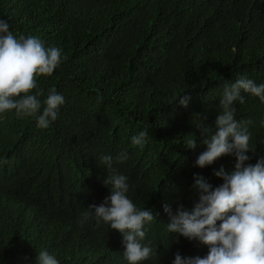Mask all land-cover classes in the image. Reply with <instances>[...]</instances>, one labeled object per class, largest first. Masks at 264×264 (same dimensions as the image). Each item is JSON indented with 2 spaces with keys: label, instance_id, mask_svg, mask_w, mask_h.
Here are the masks:
<instances>
[{
  "label": "trees",
  "instance_id": "trees-1",
  "mask_svg": "<svg viewBox=\"0 0 264 264\" xmlns=\"http://www.w3.org/2000/svg\"><path fill=\"white\" fill-rule=\"evenodd\" d=\"M0 19L61 51L37 84L42 102L52 87L65 101L46 129L15 110L0 113V264H35L40 250L59 264H129L119 231L94 210L81 223L110 195L104 155L127 177L137 209L155 216L141 241L152 253L140 264L206 256L207 245L168 231L164 205L191 209L194 177L215 188L223 181L214 170L234 171V154L195 166L207 148L196 115L212 126L225 84L264 83V0H0ZM241 94L234 118L250 133L246 163L255 164L264 156V102ZM180 95L190 96L186 107L175 103ZM145 129L144 146L133 145Z\"/></svg>",
  "mask_w": 264,
  "mask_h": 264
},
{
  "label": "clouds",
  "instance_id": "clouds-1",
  "mask_svg": "<svg viewBox=\"0 0 264 264\" xmlns=\"http://www.w3.org/2000/svg\"><path fill=\"white\" fill-rule=\"evenodd\" d=\"M9 28V23L0 19V113L15 110L18 117H35L37 127L46 129L57 119L59 107L65 101L52 87L42 102L40 97L45 92L38 88L37 76H50L54 72L61 62V51L56 47L46 49L39 38L16 36ZM242 92L264 102V83L257 85L252 79L240 77L225 84L219 102L221 111L214 125L204 123L206 114L196 115L201 120L197 129L207 148L197 157L195 166L204 168L230 154L235 155L236 163L230 173L222 167L214 170V175L223 181L215 188L202 176L194 177L199 198L191 209L179 205L173 212L168 204L164 205L169 232L208 246L203 258H182L177 253L174 264H264V156L255 164L246 163L250 160L247 153H254L249 146L250 133L234 118L235 102H245ZM189 100L190 96L180 95L175 103L186 107ZM146 137L147 129L134 135L131 143L143 147ZM196 147V139L187 140V149ZM116 159L123 162L127 153H120ZM99 162L108 173L103 183L110 189V195L99 206L90 205L81 223L94 210L98 221L102 219L122 234L124 256L129 264H140L152 253L141 241L146 235L145 223L155 216L149 210H138L128 198L127 177L115 171L113 157L104 155ZM35 264H59V261L47 250H40Z\"/></svg>",
  "mask_w": 264,
  "mask_h": 264
}]
</instances>
